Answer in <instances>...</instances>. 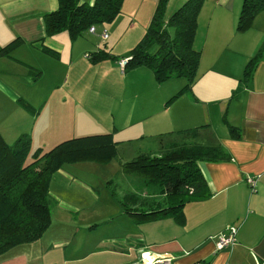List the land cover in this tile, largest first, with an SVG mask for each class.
<instances>
[{
    "label": "crops",
    "instance_id": "obj_1",
    "mask_svg": "<svg viewBox=\"0 0 264 264\" xmlns=\"http://www.w3.org/2000/svg\"><path fill=\"white\" fill-rule=\"evenodd\" d=\"M130 1L125 0V3ZM158 1L153 0V3L157 5ZM170 5L169 2L167 11ZM58 7L59 0H0V45L21 37L25 40L24 45L32 44L41 48V39L46 37L42 15ZM240 10L241 0H206L200 17V21L204 20L205 24L200 25L202 32L206 34L201 45L203 57L200 78L203 82L199 85L196 83L193 91H187L169 101L171 105L164 108L165 121L173 118L176 120L171 129L175 134L160 132V108H152L154 111L150 110L151 114L141 120L134 121V117L128 119L131 126L153 116L151 124L148 121L138 124V127H141V138L152 137L146 141L147 146L136 152L129 151L124 157L125 161L120 162L122 167L139 154L158 152L163 144L157 143V149L152 147L153 137L159 139V136L162 138V135L171 133L173 135L170 136H177L178 132L198 129L200 138L221 143L232 156L231 160L223 162H201L211 190L210 197L187 205V222L184 226L176 224L170 218L134 224L123 206L108 197V202L111 203L109 213H119L112 217L113 220L108 219L102 223L111 224V233L103 238L104 247L91 250L90 246L94 243L90 244L83 252L80 250L81 254L76 258L73 257L78 250L71 251L74 262L80 263L83 259L93 257L95 261L92 264L99 260H107L109 264H135L141 263L140 253L146 251L154 253L151 255L156 253L172 256V264H205L210 259V264H264V58L251 78L245 79L244 76L248 62L264 40V11L256 17L250 30L238 32L237 20ZM51 39L52 37L46 38L45 44L60 53L49 43ZM108 40L107 46H115ZM103 41L105 42L102 39L101 43H104ZM99 42L97 46H103ZM119 62L122 75H125L126 79L138 73L132 71L127 76L128 70L123 71ZM227 78L229 83L226 82ZM197 93L200 95L197 96ZM191 107L198 109L200 113L193 115L188 110ZM233 127L240 128V135H232ZM156 128V135L148 132ZM118 129L116 127L115 131L111 132H95L74 137L113 133L118 144L133 139L132 132L128 130V135L123 137L119 135ZM129 158L131 159L128 160ZM59 170H65L64 165ZM68 175L72 176L70 173ZM250 179L256 180L257 186L252 195L248 182ZM148 184L158 185V189H154V195L143 193V189L132 192L138 193L140 201L147 203V207L151 208L156 202H164L166 196L158 183L151 181ZM84 185L89 195L96 198L88 185ZM108 209L98 208L94 215L103 217ZM231 227L237 229L236 244L216 250L217 236ZM113 230H120V234ZM69 241L70 239L55 240L56 246L51 245L52 248L48 251L40 245L43 249L41 254L38 253L40 241L28 244H36L34 249H26L28 245H20L6 252L0 258V264H29V261L39 257L40 260H51L47 264H69L72 262L71 254L68 252V245L65 246ZM27 250L34 252L32 260L27 257Z\"/></svg>",
    "mask_w": 264,
    "mask_h": 264
},
{
    "label": "rangeland",
    "instance_id": "obj_2",
    "mask_svg": "<svg viewBox=\"0 0 264 264\" xmlns=\"http://www.w3.org/2000/svg\"><path fill=\"white\" fill-rule=\"evenodd\" d=\"M185 1L187 0H170L166 19ZM242 5L243 0L241 9ZM156 7L153 0H131L130 3H124L122 13L112 25L113 21L96 25V33L87 30L77 40H72L67 32L54 35L49 43L60 51L58 57L47 54L32 44L24 45L25 43L13 52L10 59L0 57V130L9 143H14L24 132L30 133L34 153L39 147L48 151L61 141L78 135L111 132L116 127L119 128V135L123 137L132 132L133 139L119 143L116 157L107 164H98L95 161L67 162L64 164L65 170H58L53 174L50 191L58 204L52 209L51 228L39 243L40 254L43 251L40 245L48 251L49 246H56L55 240L70 239L65 244L71 254L70 262H73L69 264H92L95 261L93 257L83 259L80 263L74 262L73 258L78 257L80 250L83 252L90 244L94 243L90 246L91 250L104 247L103 238L111 233V224L102 223L119 213H109L111 203L108 202V197L114 203H119L124 195L132 191L139 192L143 189V193L154 195V189H158L157 184H148L149 181L144 176L142 178L138 174L128 173L124 165L120 166L129 151L136 152L147 146L146 141L152 137L141 138V127L138 124L145 121L151 124L153 116L131 126L128 119L134 117V121L141 120L151 114L150 110L160 108V132H173L171 129L176 120L173 118L165 121L164 108L171 105L170 98L184 89L188 78L180 76L158 79L148 64L135 67L132 64L126 75L129 76L132 71L138 73L126 79L118 65V60L122 59L119 63L125 71V64L131 59V50L146 34ZM105 29L109 34L107 40L115 45L108 48L114 54L120 55L119 59L107 58L99 64H93L88 57L89 52H94L99 39V43L105 46L100 38ZM37 71L42 73L36 75ZM200 82H203L201 78L197 85ZM226 82L229 83L228 78ZM18 98L27 100L35 110L26 107ZM188 110L193 115L200 113L193 107ZM157 129L148 132L156 135L154 133ZM173 133L162 135V139L161 136L159 139L153 137L152 147L155 148L157 143L171 142L176 136H170ZM81 180L88 185L96 198L89 195ZM252 180L254 179L248 181L252 189L251 195L257 190L256 180ZM104 207L108 210L103 217L94 215L98 208ZM117 232L120 234V230ZM222 233L216 238V250ZM35 247L36 244H32L25 248ZM76 249L78 251L73 257L71 251ZM27 257L32 260L34 252L28 251ZM153 258L152 261L159 262L158 264H165L166 260H170L166 264H172L174 257L155 253ZM38 259L31 262L28 260L29 264H47L51 261L47 258L40 261ZM140 261L141 263L135 264L150 263L148 260L142 261L141 257ZM96 264H109V261L99 260Z\"/></svg>",
    "mask_w": 264,
    "mask_h": 264
},
{
    "label": "trees",
    "instance_id": "obj_3",
    "mask_svg": "<svg viewBox=\"0 0 264 264\" xmlns=\"http://www.w3.org/2000/svg\"><path fill=\"white\" fill-rule=\"evenodd\" d=\"M169 2L158 1L146 34L131 50V59L125 64V71L132 64L134 67L148 64L158 79L187 77L184 89L170 98L171 102L187 92L183 90L193 91L201 77V45L206 34L202 32L201 26L205 24L204 20L200 21V17L206 0H187L166 19ZM124 3L125 0H59L57 9L42 15L46 29V37L41 39L42 51L58 57L60 53L45 44L46 38L67 32L72 40H77L87 30L91 32V28L96 25L114 22L122 13ZM262 11L264 0H243L237 31L250 30ZM105 31L108 34V30ZM92 33H96V28ZM108 38L109 34L106 39L102 37L105 46H97L94 52H89L88 57L93 64H99L107 58L119 59L108 48ZM24 43L23 38L17 37L0 45V57L11 58L13 52ZM263 58L264 40L245 68V79L253 76ZM40 73L37 71L36 75ZM18 100L35 110L27 100ZM178 133L171 142L162 143L158 152L139 154L124 163L128 173L158 183L166 196L164 202H156L148 208L147 203L140 201L138 193L124 195L119 203L134 224L170 218L184 226L187 222V205L211 195L201 162L232 159L221 143L200 138L198 129ZM231 133L233 136L240 135V128H231ZM117 145L113 133H103L69 138L48 151L39 147L33 153L30 133L24 132L14 143H9L0 130V257L20 245L41 241L50 230L52 209L57 204L50 187L56 171L67 162L95 161L107 164L116 157ZM210 263L211 259L205 262Z\"/></svg>",
    "mask_w": 264,
    "mask_h": 264
},
{
    "label": "built area",
    "instance_id": "obj_4",
    "mask_svg": "<svg viewBox=\"0 0 264 264\" xmlns=\"http://www.w3.org/2000/svg\"><path fill=\"white\" fill-rule=\"evenodd\" d=\"M91 32H95L94 27L91 28ZM107 36H108V34L106 31L102 33V37L104 39H106ZM124 63H126V62H124ZM252 181L254 182V180H252ZM236 232H237V229L234 227H231V228H228V232L222 233L219 236V240L217 243V250H222L227 246H231V245L233 246L234 244H236V241H237ZM153 257H154V255H151L150 252H145V253L143 252L141 259H142V261L148 260L150 262L149 264H158L159 262L152 261ZM153 259H156V258H153ZM168 261H170V260H166L165 264ZM161 262H163V261H161Z\"/></svg>",
    "mask_w": 264,
    "mask_h": 264
},
{
    "label": "clouds",
    "instance_id": "obj_5",
    "mask_svg": "<svg viewBox=\"0 0 264 264\" xmlns=\"http://www.w3.org/2000/svg\"><path fill=\"white\" fill-rule=\"evenodd\" d=\"M146 251H144V253H145ZM143 253V252H142ZM141 257H142V255H141ZM142 260V259H141Z\"/></svg>",
    "mask_w": 264,
    "mask_h": 264
}]
</instances>
